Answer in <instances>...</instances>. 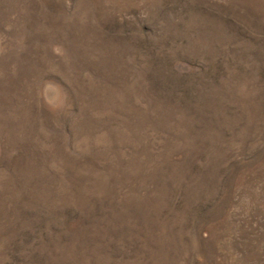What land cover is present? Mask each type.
Returning a JSON list of instances; mask_svg holds the SVG:
<instances>
[{
	"label": "rangeland",
	"instance_id": "rangeland-1",
	"mask_svg": "<svg viewBox=\"0 0 264 264\" xmlns=\"http://www.w3.org/2000/svg\"><path fill=\"white\" fill-rule=\"evenodd\" d=\"M0 264H264V0H0Z\"/></svg>",
	"mask_w": 264,
	"mask_h": 264
}]
</instances>
